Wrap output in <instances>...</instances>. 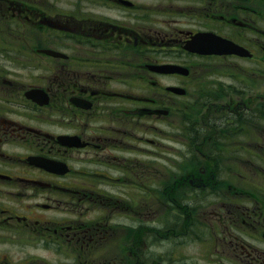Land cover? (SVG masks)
Returning a JSON list of instances; mask_svg holds the SVG:
<instances>
[{"label":"flooded vegetation","instance_id":"obj_1","mask_svg":"<svg viewBox=\"0 0 264 264\" xmlns=\"http://www.w3.org/2000/svg\"><path fill=\"white\" fill-rule=\"evenodd\" d=\"M0 264H264V0H0Z\"/></svg>","mask_w":264,"mask_h":264},{"label":"water","instance_id":"obj_2","mask_svg":"<svg viewBox=\"0 0 264 264\" xmlns=\"http://www.w3.org/2000/svg\"><path fill=\"white\" fill-rule=\"evenodd\" d=\"M220 48V47H219ZM223 48V47H222Z\"/></svg>","mask_w":264,"mask_h":264}]
</instances>
